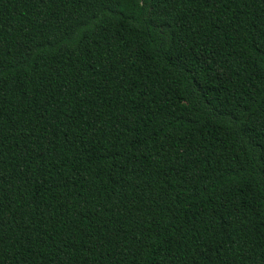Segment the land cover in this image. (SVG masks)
Returning <instances> with one entry per match:
<instances>
[{"label":"trees","instance_id":"trees-1","mask_svg":"<svg viewBox=\"0 0 264 264\" xmlns=\"http://www.w3.org/2000/svg\"><path fill=\"white\" fill-rule=\"evenodd\" d=\"M0 264H264V0H0Z\"/></svg>","mask_w":264,"mask_h":264}]
</instances>
